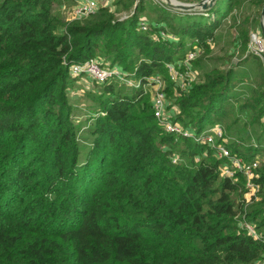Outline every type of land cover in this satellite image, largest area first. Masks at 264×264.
I'll list each match as a JSON object with an SVG mask.
<instances>
[{
    "label": "trees",
    "instance_id": "trees-1",
    "mask_svg": "<svg viewBox=\"0 0 264 264\" xmlns=\"http://www.w3.org/2000/svg\"><path fill=\"white\" fill-rule=\"evenodd\" d=\"M77 1L0 0V264H262L264 60L210 53L226 18L250 1L228 32L249 40L264 0H217L207 15L115 0L71 20L60 8ZM196 47L199 76L180 88L167 64L183 69ZM93 57L141 85L95 81L84 128L70 66ZM155 75L174 121L198 133L220 124L232 154L259 160L255 195L246 196L241 172L223 173L229 157L164 128L152 106Z\"/></svg>",
    "mask_w": 264,
    "mask_h": 264
},
{
    "label": "built area",
    "instance_id": "built-area-1",
    "mask_svg": "<svg viewBox=\"0 0 264 264\" xmlns=\"http://www.w3.org/2000/svg\"><path fill=\"white\" fill-rule=\"evenodd\" d=\"M80 0L76 7H73L71 11V19L86 17L96 12L99 7L109 5L110 0ZM128 17L126 15L124 18ZM141 28L148 30L150 23L146 18L140 21ZM163 36L173 38L174 36L165 32H162ZM251 51L259 55L264 59V37L259 32H252L251 34ZM199 48L190 50L185 59L183 60V69L179 63H168V72L170 79L176 83L180 88H187L197 79L196 70L192 68L191 61L199 55ZM70 74L72 77H76L82 74H86L91 79L98 83H104L111 79H117L121 83L127 86H140L141 81L134 79L130 74L122 70L118 65H110L104 63V60L100 57H93L84 62H76L70 66ZM153 85V97L152 106L153 111L157 119L164 126L168 132L175 134H182L186 137H191L195 141H202L208 143L216 150V154L219 158L223 159L229 157V161L222 166L223 173L236 178L237 173L241 172L246 179L247 187L249 188L246 196L248 198L255 195L258 191V185L255 183L254 178L257 176L256 169L259 165V160L248 161L240 155L232 154L231 150L226 146L227 141L224 138V130L220 124H215L209 127L206 131L198 133L194 128L184 127L180 123L174 121L173 110L170 109L171 102L168 98L166 87L167 83L161 75H155L148 78ZM174 110L178 112L177 105H173ZM178 156L173 157V161L176 162ZM245 227L249 233L255 238H260L261 235L257 233L255 226L250 223H245ZM264 264V261L263 263Z\"/></svg>",
    "mask_w": 264,
    "mask_h": 264
},
{
    "label": "rangeland",
    "instance_id": "rangeland-1",
    "mask_svg": "<svg viewBox=\"0 0 264 264\" xmlns=\"http://www.w3.org/2000/svg\"><path fill=\"white\" fill-rule=\"evenodd\" d=\"M79 1L80 0L77 1V4L79 3ZM154 1L164 5L165 7L169 6V4L165 0H154ZM179 1L191 3V2H187L186 0H179ZM103 2H105V1L103 0ZM195 2H199V1H195ZM146 3H148V5H150L149 1H146ZM217 3H218V6H221L223 4V0H218ZM250 3L251 2L249 1L245 5H242L243 9H245L247 6H249ZM109 5H112V4L110 3ZM73 7H76V6L74 5ZM242 7L235 8L232 11V13L230 14V16L228 18H226V22L224 23L223 27L218 31L219 33L221 30L225 31V32H223L224 35L222 34V36H221L222 38H220L218 40L216 39V37H218L217 35H219V34H217L216 37L213 38V41L211 43L210 57L224 56L226 54V52L229 50L230 52L233 53L234 60L239 61L240 57L246 56L247 53H249L251 51L250 47H251V34H252V32H259L264 37V34H263L264 18H262V17H261V21H260V27L257 29H253L250 32L249 40L245 39L244 36L237 33L236 30H234V34L228 33V32H230V30H231L230 26L235 21V19H237V21H239L241 19V15H243ZM60 9L65 10L70 15V12L72 11L73 8H71V9L60 8ZM215 10L217 12V15L220 16L221 13L219 12V10H217L216 8L214 9V11ZM190 13H193V12H190ZM198 13H200V12H198ZM125 14L126 13H123L121 15L118 14V15L121 16V19H125L124 18L126 16ZM144 14H145L144 16L147 18V20H149L150 15H148V13H144ZM74 19H76V18H74ZM71 20H73V19H71ZM242 49H244V50H242ZM247 50H248V52H247ZM196 75L199 76V71H197V70H196ZM96 88H97V85H96L95 80L91 79L86 74H82V75L76 76L74 84L72 85V87L68 91L72 101L75 104V116L77 118V121H81V123L83 122L84 128H85V124H86V118L88 119V117H89L88 115L93 112L92 111V109L94 108L93 103L95 101H94V98L92 97V95H93V93H95L94 91ZM207 129H205L204 131H206ZM84 132L85 131H83V133ZM86 136H85V139H87ZM258 158L261 159L262 157L259 155ZM262 263H263V261H262Z\"/></svg>",
    "mask_w": 264,
    "mask_h": 264
},
{
    "label": "water",
    "instance_id": "water-1",
    "mask_svg": "<svg viewBox=\"0 0 264 264\" xmlns=\"http://www.w3.org/2000/svg\"><path fill=\"white\" fill-rule=\"evenodd\" d=\"M166 2L169 4L171 8L183 12H195V11L208 12L215 5L217 0H201L195 3H186V2H181L179 0H175V2H173L172 0H167ZM261 17L264 18V4L262 7ZM263 34H264V30H263Z\"/></svg>",
    "mask_w": 264,
    "mask_h": 264
},
{
    "label": "crops",
    "instance_id": "crops-1",
    "mask_svg": "<svg viewBox=\"0 0 264 264\" xmlns=\"http://www.w3.org/2000/svg\"><path fill=\"white\" fill-rule=\"evenodd\" d=\"M110 1H111V4H113L115 2V0H110ZM186 1L191 2V3H195V1H201V0H186ZM135 7H136V3H135ZM124 11H126V10H124ZM199 14L207 15V12H200ZM247 52H248V50H247ZM178 63H180V61H178Z\"/></svg>",
    "mask_w": 264,
    "mask_h": 264
},
{
    "label": "bare ground",
    "instance_id": "bare-ground-1",
    "mask_svg": "<svg viewBox=\"0 0 264 264\" xmlns=\"http://www.w3.org/2000/svg\"><path fill=\"white\" fill-rule=\"evenodd\" d=\"M167 1V0H166ZM173 2H175V0H172Z\"/></svg>",
    "mask_w": 264,
    "mask_h": 264
}]
</instances>
